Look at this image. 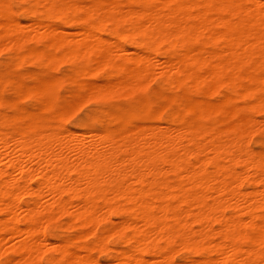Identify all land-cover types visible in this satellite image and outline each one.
I'll use <instances>...</instances> for the list:
<instances>
[{"label":"bare ground","instance_id":"obj_1","mask_svg":"<svg viewBox=\"0 0 264 264\" xmlns=\"http://www.w3.org/2000/svg\"><path fill=\"white\" fill-rule=\"evenodd\" d=\"M27 3V24L0 5L1 38L18 44L31 34L41 35L47 47H64L81 60L92 58L94 66L96 60L100 66L114 62L118 49L128 85L157 74L168 87L181 89L172 102L185 115L219 111L233 120L208 128L159 125L124 132L115 128L116 133L66 129L28 138L1 131L0 264H42L40 256L48 250L56 254L54 264H174L172 251L177 248L194 255L203 252L178 264H264V152L249 148L246 137L255 130L252 118L232 103L239 97L245 105L264 109V0ZM54 17L59 19L56 24ZM70 24L80 27L78 37L70 36ZM101 24L133 38L134 50L119 44H111L116 50L109 48L111 40L97 34ZM120 24L126 30L119 29ZM160 51L165 54L162 61L156 57ZM49 55L44 52L46 58ZM126 80L122 82L127 84ZM91 84L86 83L89 93L105 85ZM193 88L202 95L221 88L224 92L210 103L201 96H187L185 92ZM253 121L257 124V119ZM164 171L173 172L176 179L166 181ZM244 180L252 184L250 191L242 189ZM22 193L33 199L22 204ZM113 210L120 217L117 226L97 232L98 222L110 220ZM57 214L81 227L76 239L92 237L97 247L113 252L109 261H98L86 245L72 248L47 239L40 226ZM111 235L126 248L110 247ZM241 237L247 239L245 246ZM146 253L153 258H146Z\"/></svg>","mask_w":264,"mask_h":264},{"label":"rangeland","instance_id":"obj_2","mask_svg":"<svg viewBox=\"0 0 264 264\" xmlns=\"http://www.w3.org/2000/svg\"><path fill=\"white\" fill-rule=\"evenodd\" d=\"M78 1L82 4H86L93 0ZM100 1L104 2L106 0ZM27 4V0H0V5L5 7L8 12H11L13 16L19 19V21L23 24H27L29 22V16L28 14H26V12H24ZM91 21H95V18H93ZM58 22L59 19L54 17L52 23L56 24ZM118 28L121 30H126L121 24ZM68 31L71 32L70 36L74 38L77 35H80L79 33L81 30L79 26L75 27L74 24H70L68 27ZM97 34L99 37L103 38V40H111V42L106 44H109V48L114 47L111 46V44H119V47L122 46L126 49H129V51L134 50V48L130 45L131 39L133 38H130L126 34L120 36L113 30H111L109 24L99 25L97 28ZM31 36L33 37L32 34ZM31 36H27L29 37L28 40H25V38H23L22 42L18 44H14V41H10L12 43L10 44L9 40H6L5 38L3 39L0 36V42L2 41L3 43L4 41L3 44L0 43V132L2 131V133L7 132L16 136L20 134L28 138L36 136L38 135V133L45 134V132L54 133L56 131V133H64L66 129L74 132L78 131L89 133H94L96 131L109 133L110 129V131L113 130L110 133H116L118 131L124 132L127 130H134L137 127L149 128L150 126V128H155L159 125H161L160 127L162 128H172V126L174 128L192 124L202 128L204 126L205 128H208L214 125L216 126V123L218 126H222L223 123L233 120V118L229 115H222V113L219 111L209 112L207 115L208 117H193L192 115H185L182 112L181 108L177 107V105L172 102L173 96L180 95V93L182 92L181 89H178L174 86L168 87L160 81V77L157 74H154L156 76L153 79L152 77H154V75H152L150 79L149 76L141 77L140 79L138 78L136 80L134 79L135 81L132 80L130 82L131 84L128 85V81H130V79L128 80V78H126V75L124 74V71L122 69L124 64L122 63V59L118 56L119 51H117L118 49L116 50V48H113L114 50H116V53L115 51H112V54L115 53L114 62L111 63L104 61V63L100 66L98 65V63L100 64V62L98 61L97 63L96 60L95 62L97 64L95 63L94 66L92 65V61L94 62L92 58L81 60L79 58H76L75 56H72L71 53H67L69 51H67L64 47H47L46 43H48V41L41 35H35L36 37L33 38H31ZM5 40L7 41L6 43ZM29 51H31L32 53L30 54ZM62 51L64 52V54ZM44 52H49L50 57L46 58L44 56ZM61 52L63 55L61 54ZM160 52L155 54L156 57L160 61H162L165 59V54ZM120 53H122L121 50ZM131 54L133 56L134 52H132ZM58 55L60 56L58 57ZM155 64L158 65L157 62H155ZM90 68H93V70H97L91 72L93 70ZM118 77L119 79L122 78L120 79L121 84H119V87H117L118 85H116L114 82L115 80L116 83L120 81L119 79H117ZM123 80H126V85L123 83ZM138 81L141 83L143 82L142 85ZM92 82H94V84H97V88L100 85L102 87V85L105 84L102 88L104 89L103 91L106 92H101L102 88H99L100 90L92 88L93 90H91H96V93L92 91L91 93H89V90L91 88H89V83L91 84ZM110 82L115 84V86L111 85ZM86 83H88L89 85V90ZM99 83L100 85L98 86ZM134 83H137L135 84L136 86L134 85ZM93 85L91 84V86ZM110 85L113 87L110 88ZM133 85L134 87H129ZM94 86L96 87V85ZM105 86L108 88V90L107 88L105 89ZM170 87L171 89L169 91ZM84 88H86L85 90L88 93L84 91ZM113 88L116 89L114 90ZM220 91L224 92V89L221 88L218 92L215 91L210 94L208 93L206 95H202V92H200L196 88H193L187 90V92L185 93L191 98H199V96H201L210 103H213L218 100L221 93ZM83 92H86V95H92V98H89V96H86ZM81 96L85 99H82ZM86 97H88V99ZM80 100L81 103L79 104ZM73 101H75V103ZM232 103H235V105L237 106L243 107L242 112L245 113L243 115L246 118L249 116L247 119L252 118L251 120L253 124L251 123V125H253V129L255 130H253L254 132L250 134L251 136L248 135L246 137V143L248 142L247 144L249 148L252 147L251 150L255 153L264 152V109L245 105L246 101L240 99L239 97H234ZM130 105H132L133 109ZM73 116H75V119H73ZM254 118L255 121L257 119V124H255V122L253 121ZM251 120L249 121L251 122ZM254 125L260 126H257L258 128L256 127V129ZM253 140L254 143L257 142L255 145H251L254 144ZM163 173L165 174H162V177L170 183H172L176 179V175L173 172L164 171ZM241 187L244 191H250L253 186L249 181L247 182V180H244L241 182ZM28 195L29 194H27L26 196L25 193H22L20 195L19 201L22 204L29 203L33 199V197L31 195H29V197ZM168 201L169 203H173L171 199H169ZM115 212L116 210H113L110 213V220H101L100 222H98V225L96 226L97 232L105 231L111 226H117L116 224L118 223L116 221H119L120 217L119 215H116ZM225 214L229 215V210H225ZM1 216L2 215L0 214V217ZM242 217H244V215H242ZM68 219V216L64 214H57V216H55L53 220L46 221L45 223L43 222V225L40 226L41 232L44 233L47 239H49L50 241L56 243L63 242L68 244L72 248H77V246L81 244L86 245L90 247L91 254L94 258H96L101 263L108 262V256L110 254H113V252L105 250L104 248L97 247L94 244V240L92 237L87 236L82 239H76L75 237L79 233V231H81V227H78L76 223L71 222ZM197 226L198 224H194L195 228ZM107 240V244L110 247L126 248L124 242L120 241L119 237L117 238L116 235H111ZM239 241L243 246L247 244V239L245 237H241ZM172 252H175V254L172 253V255H174L172 257V261L176 264H178V262L189 263L191 259H197V257H201L203 254L202 252L201 255H194L184 248H177L176 251ZM55 256L56 254L53 250H48L40 256V261L42 264H54L52 262V258H54ZM144 256L146 258H153V255L147 253L144 254ZM211 256L214 257V254H211ZM47 257L50 258L47 259Z\"/></svg>","mask_w":264,"mask_h":264}]
</instances>
